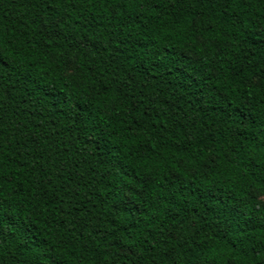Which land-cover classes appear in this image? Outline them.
Instances as JSON below:
<instances>
[{"label": "trees", "instance_id": "obj_1", "mask_svg": "<svg viewBox=\"0 0 264 264\" xmlns=\"http://www.w3.org/2000/svg\"><path fill=\"white\" fill-rule=\"evenodd\" d=\"M0 64V264H264V0H0Z\"/></svg>", "mask_w": 264, "mask_h": 264}, {"label": "snow or ice", "instance_id": "obj_2", "mask_svg": "<svg viewBox=\"0 0 264 264\" xmlns=\"http://www.w3.org/2000/svg\"><path fill=\"white\" fill-rule=\"evenodd\" d=\"M172 2L175 3L176 0H172ZM181 2H182V0H181ZM0 67H2V64H0ZM261 180H262V183H264V176H262ZM52 264H55V261H53Z\"/></svg>", "mask_w": 264, "mask_h": 264}]
</instances>
